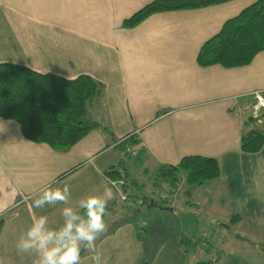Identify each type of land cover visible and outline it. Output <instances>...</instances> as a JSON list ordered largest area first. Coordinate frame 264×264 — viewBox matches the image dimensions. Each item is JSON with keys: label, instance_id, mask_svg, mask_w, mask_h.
Masks as SVG:
<instances>
[{"label": "crops", "instance_id": "0c3cea01", "mask_svg": "<svg viewBox=\"0 0 264 264\" xmlns=\"http://www.w3.org/2000/svg\"><path fill=\"white\" fill-rule=\"evenodd\" d=\"M151 1L0 0V62L66 78L86 74L102 86L89 105L93 126L67 149L29 140L18 121L0 115V264H33L35 257L16 245L34 216H47L50 226L62 222L63 205L33 206L37 189L48 181L67 185L75 206L107 188L111 211L121 198L107 174L111 169L134 181L125 200L133 194L147 208V221L154 216L159 222L160 234L153 235L145 221L133 222L135 209L124 211L125 219L107 222L96 241L109 264H264V143L258 151L241 148L243 130L254 124L248 119L253 91L264 94V50L233 67L197 61L202 44L256 0L157 11L124 25ZM257 122L264 128V112ZM129 135L140 152H126L135 160L136 176L116 145ZM194 154L214 157L218 177L190 188L181 172L172 184L167 167ZM150 176L167 188L156 194L157 204L136 192ZM171 185L176 189L170 193ZM196 190L205 197L200 217L186 213ZM170 215L182 227L168 226ZM193 225L210 230L211 237L214 230L217 241L206 236L204 249L181 242L185 227ZM199 248L213 254L203 257ZM89 257L82 249L81 264H93Z\"/></svg>", "mask_w": 264, "mask_h": 264}, {"label": "trees", "instance_id": "16d2710c", "mask_svg": "<svg viewBox=\"0 0 264 264\" xmlns=\"http://www.w3.org/2000/svg\"><path fill=\"white\" fill-rule=\"evenodd\" d=\"M222 1L225 0H153L124 19V25L133 26L157 11L199 7ZM261 50H264V0H256L228 18L220 30L202 44L197 61L203 66L245 65ZM101 88V83L90 75L66 78L20 64L0 62V115L18 121L29 140L67 149L93 126L89 105L100 96ZM248 119L254 124L243 130L241 148L246 152L258 151L264 143V128L251 111ZM104 129L110 133L107 128ZM131 136L124 137L116 145L126 152L127 146L137 142L135 138L130 140ZM139 155L138 150L135 156ZM167 168L168 174L172 175V184L184 172L190 188L217 178L220 172L214 157L196 154L184 156L177 165ZM107 174L111 179L122 178L129 186L135 184L134 181L130 183L125 172L119 169H111ZM129 196L134 197L133 194ZM110 207L108 203V210ZM235 218L237 215L231 217L232 220ZM189 241L193 246H203L196 235L183 234L181 242L188 244ZM197 264H211V261L204 260Z\"/></svg>", "mask_w": 264, "mask_h": 264}, {"label": "clouds", "instance_id": "9594fccd", "mask_svg": "<svg viewBox=\"0 0 264 264\" xmlns=\"http://www.w3.org/2000/svg\"><path fill=\"white\" fill-rule=\"evenodd\" d=\"M111 196L110 189L105 188L102 194L81 197L73 206L67 185L59 187L53 186L52 181L46 182L36 190L33 206L43 209L45 206L63 205L60 209L62 222L50 226L47 216H34L18 238V251L34 256L33 264H81L83 249L90 254L93 264H109L108 258L97 250L96 241L107 231L105 216Z\"/></svg>", "mask_w": 264, "mask_h": 264}, {"label": "rangeland", "instance_id": "374dc122", "mask_svg": "<svg viewBox=\"0 0 264 264\" xmlns=\"http://www.w3.org/2000/svg\"><path fill=\"white\" fill-rule=\"evenodd\" d=\"M121 156L123 157V160L125 162V166L128 168V170L130 172H132V174L134 176H136L135 169L131 167V165L134 164V161H135L134 158L130 154L126 153L125 151H123V153H122ZM155 181H156V179H154L153 176H150L148 178V180H146L145 183H143V181H142V184H139V182H138L137 184H139L140 187L136 189V192L138 193L139 196H143V194L144 195H147V197L149 198V200H152V201L154 200L155 201V204H157L158 201L155 200L156 199L155 196H157L156 194L163 195L165 193L164 190L167 189V188H166L165 184H164L165 187L162 186V183L161 182H163V181H161V180H160V182L158 181L157 182L158 184H155ZM127 185H128V188L131 187V186H129V184H127ZM156 185H157V188H155ZM171 186H170V193L173 192L176 189V186H173V185H171ZM199 190H200V192H202V189H199ZM199 190H196L194 192L193 196L190 197L192 203L188 204L187 207H186V211H187L186 213H191V214L193 213V215H196L197 217H200L201 214L203 213V210L201 208V205L204 203L203 201L205 199L203 193H199ZM127 192H129V191H127ZM151 193L152 194H155V195H152ZM119 196H120V194H119ZM131 198L132 199H130L128 201L127 200H123L122 198H120L119 199V202L114 206V209H112L111 211H108V214L105 216V222L107 223L109 221L110 222L111 221H115L118 218H121V220H123V219H125L124 211L131 212L133 209H135V212L134 213L131 212V213H133L132 215H134V217L132 218L133 222H136V224H141V223H144V221H145V222H147V225H151L153 227L152 228V234L153 235H159L160 234V231L157 230V226L159 225L158 224L159 222L156 221V219H155L154 216H151V218H153V219H149V221H147V218H148V216H147L148 214L146 212L147 211V208L143 207L142 205L139 206V204H137L135 202L136 199L134 197H131ZM143 201L148 202L147 199L146 200L144 199ZM154 209L156 211V208H154ZM137 210H139L140 212H136ZM168 217H170V218H168ZM168 217L166 218L167 220L165 222V223L168 224V226H171L172 225V226L177 227V228L182 227L181 223H178L177 224L175 222V220H176V217L175 216H173V215L171 216L170 215ZM175 225H177V226H175ZM151 226H150V228H151ZM183 231H184V233H186L188 235H196L201 240L202 239L203 240L204 239L208 240V238L206 236H208L214 242H216L217 241L216 239H218V235L215 233L214 230H213V232H214L213 233V236L211 237V234L212 233L210 232V230L208 232L204 228L203 231L202 230L196 231L195 225H193V227H192L191 230L186 231V227H185V229ZM221 233H224V231L221 230L220 231V234ZM231 242L230 241H229V243L223 242V245L220 247V249L221 250H226L227 247L230 245ZM208 244H209V241H208ZM204 248H205V246L203 247V249ZM214 248L216 249V247H214ZM203 249L202 248H199V251L201 252V254H202L203 257H204V254H206L207 256L213 254V253H208L209 251L203 250Z\"/></svg>", "mask_w": 264, "mask_h": 264}, {"label": "built area", "instance_id": "2783aa9c", "mask_svg": "<svg viewBox=\"0 0 264 264\" xmlns=\"http://www.w3.org/2000/svg\"><path fill=\"white\" fill-rule=\"evenodd\" d=\"M251 113L254 117H259L264 112V94L260 90L253 91V101L251 103ZM126 152L130 153L131 155L135 156L138 152L137 144H132L126 147ZM112 184L119 192L121 198L123 200L128 198V183L121 179H111ZM127 192V193H126ZM202 245L206 246L208 244V240L202 239Z\"/></svg>", "mask_w": 264, "mask_h": 264}]
</instances>
